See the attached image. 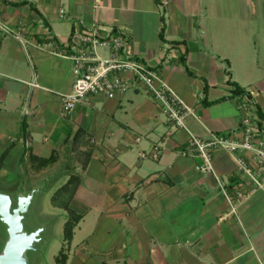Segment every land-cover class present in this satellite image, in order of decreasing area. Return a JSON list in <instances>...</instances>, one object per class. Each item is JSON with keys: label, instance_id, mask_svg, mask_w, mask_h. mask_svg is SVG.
Masks as SVG:
<instances>
[{"label": "crops", "instance_id": "crops-1", "mask_svg": "<svg viewBox=\"0 0 264 264\" xmlns=\"http://www.w3.org/2000/svg\"><path fill=\"white\" fill-rule=\"evenodd\" d=\"M20 1L0 0V23L22 30L27 41L23 45L0 31V154L8 149L0 177L11 176L10 164L22 172L25 166L52 198L78 176L70 206L81 218L64 264H264V177L256 184L224 150L214 154V173L198 169L202 158L181 154L188 131L243 138L247 112L257 125L261 121L264 135V119L257 114V106L264 110V76L256 79L251 64H237L217 44L213 50L204 47L209 34L204 23L217 20L215 0H167L166 5L162 0H27L37 9L10 3ZM79 18L129 36L132 53L156 68L185 101L188 130L169 122L141 85L115 98L93 95L62 115L60 94L72 89V61L55 53L51 43L68 40ZM184 54L193 75L185 71ZM230 78L250 96L214 102L232 93ZM78 128L91 136L85 168L72 148ZM156 145L160 154L154 159ZM54 150L52 163L32 161V155L48 158ZM246 155L251 159L250 152ZM221 183L248 193L236 212ZM54 207L64 210L62 249L69 213ZM58 255L55 264H62Z\"/></svg>", "mask_w": 264, "mask_h": 264}, {"label": "built area", "instance_id": "built-area-1", "mask_svg": "<svg viewBox=\"0 0 264 264\" xmlns=\"http://www.w3.org/2000/svg\"><path fill=\"white\" fill-rule=\"evenodd\" d=\"M162 2L168 4L167 0ZM0 31L18 39L23 45L27 43L18 28L0 23ZM51 45L55 47V53L72 61V89L60 94L63 116H69L78 103L88 101L93 95L115 98L141 85L154 97L169 122L188 130L184 118L189 108L185 101L161 79L156 68L132 53L129 36L124 31L79 18L74 21V30L68 40L55 41ZM30 84L39 86L36 82ZM242 125L244 136L241 139L225 133L200 136L188 131L187 144L181 154L202 158L198 169L203 173H214V154L218 150L227 151L236 156L238 169L260 185L259 177H264V135L249 112L245 114ZM247 152L251 153V159H248ZM159 154L160 147L156 145L151 156L157 159ZM252 162L256 164L255 170ZM221 186L232 212H236L238 204L247 198L248 193L230 190L222 183Z\"/></svg>", "mask_w": 264, "mask_h": 264}, {"label": "rangeland", "instance_id": "rangeland-1", "mask_svg": "<svg viewBox=\"0 0 264 264\" xmlns=\"http://www.w3.org/2000/svg\"><path fill=\"white\" fill-rule=\"evenodd\" d=\"M215 3L218 5L217 20L207 19L204 23V28L209 33L204 47L213 50V45L217 44V49L227 55L230 54L237 64L240 60H246L247 64H251L256 79L263 77L264 0H215ZM212 35L217 36L216 42ZM11 165L6 168L12 171L11 176L0 177V188L4 192L16 195L17 191L22 189L27 194L42 188L35 194L25 219L28 230L45 227L42 233L43 241L37 245L36 249L28 252L30 264H55V256L59 253L63 242L62 213L64 210L54 207L49 191L46 189L48 186L36 183L35 178H29L28 171L31 173L32 170L24 166L22 172L17 164L14 168ZM3 229L0 222V245L4 237Z\"/></svg>", "mask_w": 264, "mask_h": 264}, {"label": "trees", "instance_id": "trees-1", "mask_svg": "<svg viewBox=\"0 0 264 264\" xmlns=\"http://www.w3.org/2000/svg\"><path fill=\"white\" fill-rule=\"evenodd\" d=\"M13 5H22V4H30L33 9H37L36 6H34L31 2L27 0H21L20 2H10ZM160 37L162 40H165V26H162ZM175 42V41H174ZM177 42V41H176ZM175 42V43H176ZM182 60L184 62L185 71L193 75L191 70L189 69L187 62H186V54L182 56ZM228 74H231V72L228 70ZM230 84L234 86V89L232 90V93L228 96H224L219 98L218 100L214 102H219L228 98H232L235 96L240 95H249L250 92L246 91L243 87H241L238 83L235 81H232L231 78L228 80ZM205 93L207 92V89L205 88ZM205 103H213V102H207L206 99H204ZM257 114L259 118L264 119V110L261 109L260 106H257ZM258 126L260 129H263V125L261 121H258ZM91 136L84 130L83 128H78L75 133L72 136V148L76 152V157L81 161L82 167H87V164L91 158L92 155V145L90 142ZM81 145L86 146V150H81L79 147ZM8 153V149L4 150L0 154V162L3 161V159L6 157ZM33 162H37L38 165L46 166L53 161L56 160V151L54 150L50 157L48 158H40L37 156H31ZM79 179L77 175H72L70 179L62 186L60 187L52 196V203L56 206H61L68 210L69 218L65 222L64 225V240L66 241V244L62 247V249L59 252V255L57 256L56 260L58 263L64 264L65 260L67 259L66 249L67 244L71 241L74 228L81 218V215L76 213L74 209L71 208V198L74 196V193L76 191V188L78 186Z\"/></svg>", "mask_w": 264, "mask_h": 264}, {"label": "water", "instance_id": "water-1", "mask_svg": "<svg viewBox=\"0 0 264 264\" xmlns=\"http://www.w3.org/2000/svg\"><path fill=\"white\" fill-rule=\"evenodd\" d=\"M37 188L25 194L19 189L16 195L4 192L0 188V222L3 225L4 237L0 245V264H30L28 252L36 249L43 241L45 227L35 230L26 229L25 219Z\"/></svg>", "mask_w": 264, "mask_h": 264}]
</instances>
